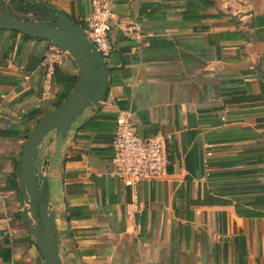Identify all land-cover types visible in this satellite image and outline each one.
I'll return each mask as SVG.
<instances>
[{
    "label": "crops",
    "instance_id": "1",
    "mask_svg": "<svg viewBox=\"0 0 264 264\" xmlns=\"http://www.w3.org/2000/svg\"><path fill=\"white\" fill-rule=\"evenodd\" d=\"M14 1L80 23L89 8ZM128 22L140 41L121 33ZM108 36L106 94L38 146L61 264H264V0H113ZM50 44L0 29V264H44L16 178L32 126L23 116L48 111L77 79L66 54L41 96ZM120 111L140 135L168 137L166 172L137 185L134 218L130 191L111 174Z\"/></svg>",
    "mask_w": 264,
    "mask_h": 264
},
{
    "label": "water",
    "instance_id": "2",
    "mask_svg": "<svg viewBox=\"0 0 264 264\" xmlns=\"http://www.w3.org/2000/svg\"><path fill=\"white\" fill-rule=\"evenodd\" d=\"M13 0H0V29L44 39L72 59L78 74L68 95L37 120L26 133L18 155L17 190L22 203L20 213L44 264H61L54 211L48 203V185L43 169H37L38 146L51 132L64 135L87 108L96 106L107 85V66L103 56L74 20L50 8L27 4L40 12L34 19L12 12ZM20 13L24 11H19Z\"/></svg>",
    "mask_w": 264,
    "mask_h": 264
},
{
    "label": "built area",
    "instance_id": "3",
    "mask_svg": "<svg viewBox=\"0 0 264 264\" xmlns=\"http://www.w3.org/2000/svg\"><path fill=\"white\" fill-rule=\"evenodd\" d=\"M113 0H89V8L82 18L81 30L86 38L104 57L112 49L108 36V23ZM123 36L140 41V27L135 22L118 25ZM65 50L51 43L43 53L41 66V96L49 95L54 70L61 63ZM168 137L161 133L142 136L126 111H120L114 118L110 146L111 174L128 188L131 201L128 202V216L134 218L142 205L136 200V187L141 182H153L166 172L165 146Z\"/></svg>",
    "mask_w": 264,
    "mask_h": 264
},
{
    "label": "trees",
    "instance_id": "4",
    "mask_svg": "<svg viewBox=\"0 0 264 264\" xmlns=\"http://www.w3.org/2000/svg\"><path fill=\"white\" fill-rule=\"evenodd\" d=\"M75 23L77 24V25H79L80 26V28H81V23L80 22H77V21H75ZM57 69V67L55 68V70ZM55 70H54V73H55ZM74 83H75V81H74ZM106 92H107V88L105 89V92H104V95L106 94ZM103 95V96H104ZM60 101V100H59ZM59 101H55L53 104H52V106H51V108L48 110V111H50L53 107H55L58 103H59ZM48 111H46V112H44V113H42V112H40L39 113V116H37V117H35L33 114H31V113H29V114H26V115H24L23 117L25 118V120H29L30 122H32V125L37 121V120H39L45 113H47ZM32 127V126H31ZM30 130V128L28 129V131ZM27 131V132H28Z\"/></svg>",
    "mask_w": 264,
    "mask_h": 264
},
{
    "label": "flooded vegetation",
    "instance_id": "5",
    "mask_svg": "<svg viewBox=\"0 0 264 264\" xmlns=\"http://www.w3.org/2000/svg\"><path fill=\"white\" fill-rule=\"evenodd\" d=\"M10 5H11V8L16 9V11L21 10V11H24L25 13L29 11V9L26 8L27 4L20 6L16 3V1L13 0V3H11ZM30 12L36 16L40 14L38 11H30Z\"/></svg>",
    "mask_w": 264,
    "mask_h": 264
},
{
    "label": "rangeland",
    "instance_id": "6",
    "mask_svg": "<svg viewBox=\"0 0 264 264\" xmlns=\"http://www.w3.org/2000/svg\"><path fill=\"white\" fill-rule=\"evenodd\" d=\"M12 12L14 13V14H16V15H18V16H20V17H22V18H29L30 16H26V14H25V12H22V13H18L17 11H16V9H12ZM32 16V15H31Z\"/></svg>",
    "mask_w": 264,
    "mask_h": 264
}]
</instances>
